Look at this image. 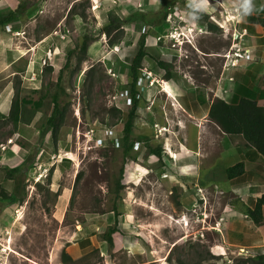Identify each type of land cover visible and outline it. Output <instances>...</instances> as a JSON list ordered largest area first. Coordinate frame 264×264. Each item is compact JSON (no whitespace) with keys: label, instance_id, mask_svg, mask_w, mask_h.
Masks as SVG:
<instances>
[{"label":"rangeland","instance_id":"374dc122","mask_svg":"<svg viewBox=\"0 0 264 264\" xmlns=\"http://www.w3.org/2000/svg\"><path fill=\"white\" fill-rule=\"evenodd\" d=\"M24 1L28 12L0 26L1 62L13 52L20 59L5 71L0 67V91L7 94L9 109L13 102L20 105V122L35 119L28 140L14 143L25 153L19 168L5 158L6 168L0 167V264H66L63 252L72 258L68 264H242L264 253L263 241L245 251L226 245L221 232H209L216 217L195 223L202 195L209 206L212 189L228 199L225 168L246 146L242 137L222 134L208 117L210 105L216 98L249 95L248 89L256 98L264 94V26L246 20L242 0H207V7L199 6L205 0H0V16ZM256 3L264 6V0H253L252 9ZM233 7L242 24L229 21ZM110 15L123 21V36L114 46L103 32ZM258 15L264 20V7ZM196 26L205 34L181 47ZM142 37L147 55L138 78L136 142L124 158L111 137L123 134L130 67ZM84 42L88 48L79 64ZM39 43L41 52L35 48ZM54 47L60 63L43 66L45 52ZM162 86L175 94L180 108ZM55 91L65 114L57 132L46 126ZM9 113L1 114L0 145L9 143L20 125L7 123ZM201 113L207 118L198 121ZM97 139L103 145L96 146ZM179 143L190 155L178 156ZM150 147L159 148L160 156L147 154ZM191 162L192 173L185 170L190 165L180 167ZM249 169L253 176L264 175V160ZM241 179L238 188L246 184ZM16 186L22 203L8 200ZM242 191L235 197L243 204L248 196ZM109 228H115L113 244L105 241Z\"/></svg>","mask_w":264,"mask_h":264},{"label":"trees","instance_id":"16d2710c","mask_svg":"<svg viewBox=\"0 0 264 264\" xmlns=\"http://www.w3.org/2000/svg\"><path fill=\"white\" fill-rule=\"evenodd\" d=\"M35 1V0H34ZM37 1V0H36ZM35 1V2H36ZM39 1V0H38ZM169 4H166V7ZM30 9L27 6V1H24L17 5L12 11L0 16V26L5 27L10 25L16 21H18L22 16H24L28 10ZM262 10V7L259 3H256L255 8L251 10V13L246 16V20L250 24H261L264 26V20L259 18L258 13ZM242 13L243 8H242ZM166 14V11H165ZM123 21H120L114 15H110L108 19L107 25L103 27V32L107 37L113 38L110 40V45L114 46L119 42V40L123 36L122 29ZM213 27V25H210ZM118 41V42H117ZM88 44L84 42L79 51L83 55V58H79V64L84 61L86 52H87ZM147 52L145 49L144 37L141 38L139 42L138 52L133 57L130 67V76L131 83L128 90V96L130 95L131 105L129 112L127 114L126 122L123 129L122 138L120 140V145L122 148V155L124 158L130 156L133 146L136 140L132 139L133 133V125L134 121L137 117V109L141 102V92L138 87V78L141 74L142 70V62L146 57ZM161 66H164L160 63ZM69 66L68 61L65 66L60 70L58 75V82L61 81L63 71L65 68ZM50 72L52 68L48 69ZM94 70V67H91L86 72V79L90 77ZM59 88V87H58ZM121 94V93H120ZM119 94V95H120ZM260 98V99H259ZM60 94L58 91H55L52 94V102H53V111L49 118L46 121V126L48 130H53L57 132L60 127L63 125L65 114L63 108L59 102ZM112 114L118 113L117 109H110ZM22 111L21 107L17 102H13L11 105L9 117L7 123L17 124L21 121ZM208 117L215 122L221 131L228 136H240L245 142L254 148L264 159V94L259 96L258 99L243 95L238 96L234 94L231 101H225L221 98H216L212 104L210 105ZM5 123V124H7ZM147 154H153L160 156L161 150L159 148H148ZM123 169L121 170V174ZM245 173V167L243 163H237L236 165L226 169V175L229 179H235L243 176ZM81 176L79 172L76 177V181ZM117 192L119 193L122 189V185L120 184V180H117ZM19 186L15 187V195L11 194L8 197L11 203H22L23 200L17 198V194L19 191ZM1 199H4L1 196ZM6 199V197H5ZM264 194L263 196L256 201V204L253 209L247 210V215L251 218L254 225L261 229L264 232ZM115 212V210H114ZM115 217L117 218V213L115 212ZM116 220V219H115ZM116 222V221H115ZM115 232V228H109L105 233V241L109 244H113V233ZM62 259L64 263L68 264L72 261V258L65 252L62 254ZM185 264V263H181ZM242 264H264V253L247 259Z\"/></svg>","mask_w":264,"mask_h":264},{"label":"crops","instance_id":"0c3cea01","mask_svg":"<svg viewBox=\"0 0 264 264\" xmlns=\"http://www.w3.org/2000/svg\"><path fill=\"white\" fill-rule=\"evenodd\" d=\"M40 44V45H39ZM36 47V49H38V52H41V43H39ZM30 48H32V46H30ZM50 49V48H49ZM55 50V47L53 49H50V51ZM29 53H32V49L29 51ZM1 50H0V56H1ZM60 53L58 52L57 54V50L56 52H54L53 56H52V60H51V66H55V62H57L58 64L61 61V55L59 56ZM18 56L17 53L13 52L9 54V58L5 57V63L3 64L1 62L2 59H0V67L4 66V71L7 70V67L15 64L16 62H18L20 59H16ZM57 67V66H55ZM63 68V67H62ZM1 70V69H0ZM2 72V71H0ZM1 74V73H0ZM262 80V76L258 77V82H261ZM163 87V86H162ZM241 89L243 87H240ZM249 95L246 94H242V95H246L255 99H258V97L256 98V95H254L255 90H250L248 89ZM171 93V92H170ZM172 94V93H171ZM237 95V94H236ZM263 94L261 93L259 96H262ZM7 94L6 93H2L0 91V120H5V118L2 117L1 114H5L7 112H9V99L6 98ZM239 96V95H238ZM241 96V95H240ZM217 97H219L217 95ZM170 100L173 102V107L174 108H180V104L177 103V100L175 98V94L172 95V97H170ZM260 99V98H259ZM206 113V112H205ZM201 113L198 117H196L199 120L201 119H205L207 118V114ZM6 117V115H5ZM35 117V116H34ZM202 117V118H201ZM35 118H31L30 121H22L20 122L19 127L17 128L16 134L13 135L12 138H9V143L7 144H1V150H0V167L2 168H6L5 166H3L2 162L3 159L5 158V160H10L11 162L16 163L15 167L13 169L19 168V166L21 165V161L23 160L21 157H23L25 155V153H23L19 147H17V145H14V143L19 139V138H25L26 140H28L27 135H29L31 132H27L28 129L30 127V125L34 122ZM31 130V129H30ZM222 132V131H221ZM222 134L227 138L228 136L226 134H224L222 132ZM241 138V137H238ZM242 139V138H241ZM182 143H179V147ZM246 146L244 148V150H242V148L239 149V151L241 152V156L239 155V157L237 158V160L235 162H232L231 165H229L228 167L225 168V170L227 168H230L234 165H236L237 163H243L244 167H245V173L242 177L241 180H246V184L243 186L244 187H237V184L240 183L238 182L237 179L240 178H236V179H229L227 177V179L229 180V191L227 192L228 195V199H225L226 196H223L226 194V192L224 191H219V190H214L212 189L211 191L214 194V201L210 204V206L208 205V201L206 200L207 197L202 195L204 199L203 202H201L200 204V208H199V214L197 216H200L201 214H204L205 216H207V219L209 218H215V222L214 224L210 227L211 229L215 227V229L220 230V234L223 237L224 243L226 245L232 246V247H236L239 248V250L245 251L250 247H259L262 246V244L260 242H264V232L257 228L253 221L250 220H245L246 216H248L246 213L240 209V204H242L241 202L237 203L236 202V192H238L240 190V192L243 190L245 192H247L248 198L246 200H243L242 202H244L242 205V207H248L250 209H253L254 207L251 206L254 204H256V201L258 199H260L263 194H264V175H259L258 177L253 176L252 173H250V167H252L253 165H255L256 167H259L262 163V161L264 160L263 157L251 146H249L246 142H245ZM184 145V144H183ZM188 149V148H187ZM189 150V149H188ZM236 150V149H235ZM25 152H27V150H24ZM237 151V150H236ZM168 152V151H167ZM168 154V153H167ZM185 155H190V154H184L181 152H178V156L179 157H187ZM201 155V154H200ZM20 159V161H19ZM188 165H190V167H187ZM192 165L193 167L195 166V164L193 162H191L190 164H180V167L184 166L187 167L185 170H190V173H192ZM12 170V169H9ZM33 169H31L32 171ZM174 176V175H171ZM4 179V176L2 177V181ZM5 181H10L9 179H6ZM12 181V180H11ZM10 181V182H11ZM211 189V187H210ZM242 191V192H243ZM220 192L222 193V195H219ZM221 196V197H219ZM221 199H224L225 201L223 202ZM200 199V200H201ZM209 199V197H208ZM248 204V205H247ZM210 207V208H209ZM231 209V211L229 212V210ZM193 213H197V212H193ZM195 216V217H197ZM263 216H264V210H263ZM249 217V216H248ZM209 232H214L215 230H211ZM217 233V231H215ZM214 232V233H215ZM253 237H255V239H252Z\"/></svg>","mask_w":264,"mask_h":264},{"label":"clouds","instance_id":"9594fccd","mask_svg":"<svg viewBox=\"0 0 264 264\" xmlns=\"http://www.w3.org/2000/svg\"><path fill=\"white\" fill-rule=\"evenodd\" d=\"M205 7H207V0H205ZM241 7L243 8V12H244V15L245 16H247V15H249L250 13H251V10H252V7H253V0H242V3H241ZM262 7H264V6H262ZM233 9H234V13L232 14V15H234L235 14V7H233ZM231 15V16H232ZM229 21H231V22H234V23H236V24H242V22H243V19H242V15H241V18H234V20L232 21L231 19H229ZM221 28H223L222 26H220ZM205 33H204V31L202 30V28L201 27H199V26H196V28L192 31V34L190 35V40L185 36V35H182V36H185V38L187 39V41L186 40H184L181 44H180V46L182 47L183 46V44L184 43H186V44H189V45H193L192 44V41H194L195 39H196V37H198V36H201V35H204ZM245 36V35H244ZM50 50V49H49ZM196 50V49H195ZM53 52H56V50H53ZM54 54V53H53ZM49 65H51V61H50V64ZM144 94H145V92H144ZM130 105H131V103H130ZM118 108V107H117ZM122 138V137H121ZM120 140L121 139H119V145H120ZM203 200L204 199H201V202H203ZM202 217H204V218H202ZM248 217V216H247ZM196 219H195V223H198V222H201L202 220L204 221V223H206V221H207V216H205L204 214H201L200 216H197V217H195ZM201 218H202V220H201ZM215 228V227H214ZM209 231V230H208Z\"/></svg>","mask_w":264,"mask_h":264},{"label":"built area","instance_id":"2783aa9c","mask_svg":"<svg viewBox=\"0 0 264 264\" xmlns=\"http://www.w3.org/2000/svg\"><path fill=\"white\" fill-rule=\"evenodd\" d=\"M232 17H233V19H231L232 21L234 20V18H241V13H240V10H239V8L238 7H235V14L234 15H232ZM219 24V23H218ZM219 26H222L221 24H219ZM246 31V30H245ZM55 34H58V33H55ZM244 35L245 34H241L240 36H239V38L242 40L243 39V37H244ZM61 38H63V36L61 35L60 36ZM36 48V47H35ZM31 50V49H30ZM37 50V49H36ZM56 50V49H55ZM53 51H50V50H47L46 52H45V57H44V59H42L41 60V62L43 61V66L44 65H48V64H50V61L52 60V56H53ZM243 52H241V49H237V53H235V55L237 56V57H242L243 55H241ZM244 58H245V56H244ZM35 76V75H34ZM113 76L114 77H116V75L115 74H113ZM35 78V77H34ZM127 95H128V93H127ZM126 95V96H127ZM119 96V95H118ZM117 95L114 97L115 99H117V97H118ZM111 139H112V141H113V143L116 145L115 147H119V138L118 137H111ZM98 145H103V141L101 140V139H97V141H96V146H98ZM247 217V216H246Z\"/></svg>","mask_w":264,"mask_h":264},{"label":"bare ground","instance_id":"6f19581e","mask_svg":"<svg viewBox=\"0 0 264 264\" xmlns=\"http://www.w3.org/2000/svg\"><path fill=\"white\" fill-rule=\"evenodd\" d=\"M199 6L200 7H204L205 6V3H201V4H199ZM230 19H232V17H230ZM191 31V30H190ZM220 56V55H219ZM162 90L163 91H166L167 92V87L166 86H163L162 87ZM168 93V95L170 96V97H172V94L170 93V92H167ZM182 128V127H181ZM184 128V127H183ZM175 136V135H174ZM179 147V146H178ZM166 149V148H165ZM179 150L181 151V153H184V154H190V150H188L183 144H181L180 145V147H179ZM175 153V152H174ZM250 219V218H249ZM176 223H178V221H175ZM185 223V219H181L180 220V225H183ZM213 230H216V231H218V232H220L219 230H217V229H214L213 228Z\"/></svg>","mask_w":264,"mask_h":264}]
</instances>
